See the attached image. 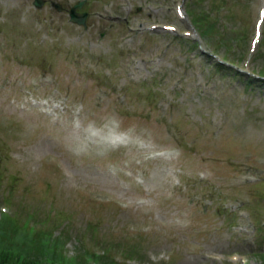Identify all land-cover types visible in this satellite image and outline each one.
Returning a JSON list of instances; mask_svg holds the SVG:
<instances>
[{
  "label": "rangeland",
  "instance_id": "obj_1",
  "mask_svg": "<svg viewBox=\"0 0 264 264\" xmlns=\"http://www.w3.org/2000/svg\"><path fill=\"white\" fill-rule=\"evenodd\" d=\"M75 1L0 0V203L50 215L65 255L261 263L264 18L249 84L212 65L240 62L264 0H84L83 26ZM180 1L208 35L148 28L192 30Z\"/></svg>",
  "mask_w": 264,
  "mask_h": 264
},
{
  "label": "trees",
  "instance_id": "obj_2",
  "mask_svg": "<svg viewBox=\"0 0 264 264\" xmlns=\"http://www.w3.org/2000/svg\"><path fill=\"white\" fill-rule=\"evenodd\" d=\"M196 27L208 35L211 24L202 22ZM26 216L29 219V214ZM4 223L12 225L8 227L13 231L11 235L2 227ZM51 227H25L15 217L0 213V264H116L102 247L99 254L82 248L79 254L65 255L61 249L63 239L58 233L52 234ZM8 236L10 240L6 239ZM259 264H264V260Z\"/></svg>",
  "mask_w": 264,
  "mask_h": 264
},
{
  "label": "water",
  "instance_id": "obj_3",
  "mask_svg": "<svg viewBox=\"0 0 264 264\" xmlns=\"http://www.w3.org/2000/svg\"><path fill=\"white\" fill-rule=\"evenodd\" d=\"M33 2L35 5H38V4H40L41 0H34ZM75 6H77V4L73 5L68 11L69 20L73 21L75 23L81 24V23H83L85 13L84 12H82V13L76 12L74 10Z\"/></svg>",
  "mask_w": 264,
  "mask_h": 264
}]
</instances>
